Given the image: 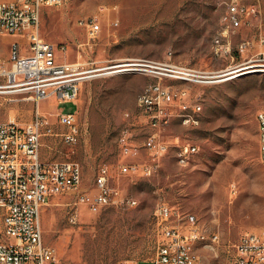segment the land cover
I'll use <instances>...</instances> for the list:
<instances>
[{"label":"rangeland","instance_id":"obj_1","mask_svg":"<svg viewBox=\"0 0 264 264\" xmlns=\"http://www.w3.org/2000/svg\"><path fill=\"white\" fill-rule=\"evenodd\" d=\"M228 1L63 0L43 7L41 36L63 47L56 51L60 60L78 61L88 70L74 105L55 97L39 102L51 128L41 136V159L75 160L81 167L78 186L50 198L40 211L43 240L56 248L59 264H152L161 239L153 210L160 203L179 211L180 219L192 213L201 228L218 232L216 255L199 250L212 264H234L231 243L242 232L264 226V162L256 120V113L264 111V70L190 81L162 69L174 63L221 74L264 62V0H241L258 12L244 14L241 25L222 37L227 53L214 52L213 38L225 29ZM90 19L100 26L94 37L87 34ZM14 37L23 40L22 34ZM11 40L0 34V61L7 60ZM142 61L152 66L118 65ZM118 68L125 69L110 72ZM157 80L175 93L167 105L169 121L160 129L168 149L150 173H121L123 145L131 147L125 161H153L143 147L151 127L137 99L146 84ZM180 89H186L184 97L178 96ZM194 100L200 104L199 122L184 124L180 114L191 111ZM35 108L30 92L0 88V122L24 125ZM73 108L81 135L70 145L61 139L64 126L56 113ZM185 141L198 150L180 164L174 152ZM102 164L117 200L98 211L80 204L77 221L70 223L68 201L77 192L96 191ZM126 197L135 202L121 201Z\"/></svg>","mask_w":264,"mask_h":264},{"label":"built area","instance_id":"obj_2","mask_svg":"<svg viewBox=\"0 0 264 264\" xmlns=\"http://www.w3.org/2000/svg\"><path fill=\"white\" fill-rule=\"evenodd\" d=\"M62 1L0 0V34L13 37L7 60L0 61V77L4 79L0 88L28 91L36 104L34 116L24 125L0 122V264H59L56 248L43 240L40 211L50 198L68 193L81 180V167L77 161H44L39 153L42 134L51 132L46 116L39 112L40 100L55 97L60 103L74 105L88 71L78 61L60 60L56 51H62L63 47L40 34L43 7L58 5ZM257 12L254 6L249 8L241 0H229L222 17L224 33L213 38L214 52L218 55L227 53L229 46L224 44L222 37L241 25L244 14ZM85 25L89 37H94L100 29L94 19L86 21ZM16 34H22L23 40L16 39ZM243 48L244 45H240V49ZM146 62L125 64L152 66ZM162 69L169 77L190 81L217 76L174 63H165ZM186 94V89L178 91L179 97ZM174 95L159 80L143 87L137 104L151 127L143 147L153 161H125V157L131 154V147L123 145L118 166L121 173H150L155 160L167 151L169 144L160 129L169 121L167 105ZM199 109L200 104L194 100L192 110L180 114L182 123L197 124ZM56 118L64 126L60 133L62 141L75 144L81 135L76 109H58ZM256 120L259 125V156H264V111L256 113ZM197 150V144L185 141L176 145L174 153L178 163L186 164ZM108 179V167L102 164L95 176L96 191L91 194L77 192L68 201L67 220L70 223L77 221V206L80 204L90 211H98L117 200L116 191L109 185ZM121 201L135 202L127 197L121 198ZM153 216L161 239L151 259L152 264H212L199 250L201 246H209L210 253L216 255L220 244L217 231L207 232L201 228L192 213H184L180 219L179 211L166 203L158 204ZM175 219L177 221L174 222ZM231 248L234 264H264V226L242 232L231 243Z\"/></svg>","mask_w":264,"mask_h":264},{"label":"bare ground","instance_id":"obj_3","mask_svg":"<svg viewBox=\"0 0 264 264\" xmlns=\"http://www.w3.org/2000/svg\"><path fill=\"white\" fill-rule=\"evenodd\" d=\"M118 65H126V64L123 63V64H118ZM251 67H253V68H251ZM254 67H256V68H254ZM122 69H125V68H118V69H115V70H110V72L111 71H118V70H122ZM247 69H249V71H254V70H260L261 71V70H264V62L263 63L262 62H258V63H255V64H249V65H245V66H240L239 68L232 69L231 71L228 69V71H226L224 73H221V74H217V76L218 75H226V77H223L221 79L230 78V77H234V76L239 75V74L246 73ZM258 133H259V125H258ZM260 158L264 162V156H260ZM201 248H204V249L210 251V247L209 246H201Z\"/></svg>","mask_w":264,"mask_h":264},{"label":"water","instance_id":"obj_4","mask_svg":"<svg viewBox=\"0 0 264 264\" xmlns=\"http://www.w3.org/2000/svg\"><path fill=\"white\" fill-rule=\"evenodd\" d=\"M249 69L246 70V73H248ZM249 72H252V71H249Z\"/></svg>","mask_w":264,"mask_h":264},{"label":"crops","instance_id":"obj_5","mask_svg":"<svg viewBox=\"0 0 264 264\" xmlns=\"http://www.w3.org/2000/svg\"><path fill=\"white\" fill-rule=\"evenodd\" d=\"M198 119H199V117H198ZM199 122V121H198ZM198 124V123H197Z\"/></svg>","mask_w":264,"mask_h":264}]
</instances>
